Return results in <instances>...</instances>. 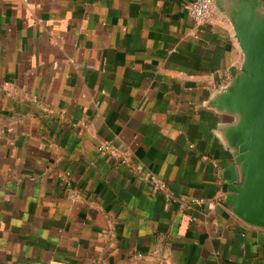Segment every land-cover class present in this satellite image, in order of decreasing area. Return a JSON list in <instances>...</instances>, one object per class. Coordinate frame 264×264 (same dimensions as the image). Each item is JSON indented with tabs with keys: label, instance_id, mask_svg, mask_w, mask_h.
I'll use <instances>...</instances> for the list:
<instances>
[{
	"label": "crops",
	"instance_id": "crops-1",
	"mask_svg": "<svg viewBox=\"0 0 264 264\" xmlns=\"http://www.w3.org/2000/svg\"><path fill=\"white\" fill-rule=\"evenodd\" d=\"M193 1L0 0V264H264L226 202L231 0Z\"/></svg>",
	"mask_w": 264,
	"mask_h": 264
},
{
	"label": "water",
	"instance_id": "water-1",
	"mask_svg": "<svg viewBox=\"0 0 264 264\" xmlns=\"http://www.w3.org/2000/svg\"><path fill=\"white\" fill-rule=\"evenodd\" d=\"M227 7L243 63L219 99L236 117L228 141L240 175L226 202L245 224L264 229V10L259 0H231Z\"/></svg>",
	"mask_w": 264,
	"mask_h": 264
},
{
	"label": "built area",
	"instance_id": "built-area-1",
	"mask_svg": "<svg viewBox=\"0 0 264 264\" xmlns=\"http://www.w3.org/2000/svg\"><path fill=\"white\" fill-rule=\"evenodd\" d=\"M188 15L191 19H193L196 22L204 23L209 21L211 18V14L213 13V0H194L193 3L188 7L187 9ZM98 151L100 153H105L110 156L115 155L114 149L108 144L103 143L98 147ZM125 161H122V163H125ZM147 179L156 184L159 189L165 190L166 184L162 181H158L156 177L153 174H147Z\"/></svg>",
	"mask_w": 264,
	"mask_h": 264
}]
</instances>
